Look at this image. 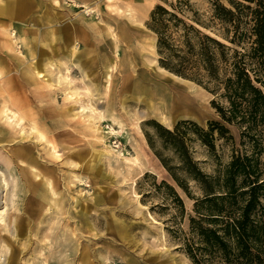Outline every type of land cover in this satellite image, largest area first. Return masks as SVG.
<instances>
[{"label": "rangeland", "instance_id": "rangeland-1", "mask_svg": "<svg viewBox=\"0 0 264 264\" xmlns=\"http://www.w3.org/2000/svg\"><path fill=\"white\" fill-rule=\"evenodd\" d=\"M178 1L187 6L184 19L207 21L214 5L231 8L227 0H0V171L7 183L0 264H256L253 244L240 253L230 244L226 255L204 247L199 229L221 234L224 221L195 206L199 182L179 170L157 132L181 121L225 127L212 150L189 144L198 170L211 177L233 155L250 154L213 107L222 99L159 62L150 13ZM160 91L185 94L192 104L158 112L150 95ZM154 151L177 167L188 194ZM257 158L263 178L264 150ZM263 193L250 214L263 224L262 249ZM243 198L222 215H237Z\"/></svg>", "mask_w": 264, "mask_h": 264}, {"label": "trees", "instance_id": "trees-1", "mask_svg": "<svg viewBox=\"0 0 264 264\" xmlns=\"http://www.w3.org/2000/svg\"><path fill=\"white\" fill-rule=\"evenodd\" d=\"M227 1L231 8L214 5L207 21L196 14L184 19L180 13L187 6L180 1L170 9L158 5L150 13L147 26L156 35L161 66L204 85L222 99V104L213 102V107L223 121L237 127L240 143L249 146L250 154L233 155L218 175L211 177L198 170L189 144L197 140L212 150L215 132L223 137L228 133L225 127L214 122L204 129L196 123L181 121L171 129L158 125L157 132L164 146L180 160L179 170L199 182L202 197L196 199L195 206L207 205L209 216L215 217L213 222L224 221L221 234L214 229H199L204 247L226 255L230 244L235 245L238 253L249 252L253 244L257 251L253 260L264 264V249L258 243L263 224L252 222L250 217L259 204L260 191L264 190L257 158L264 150V0ZM147 140L150 141L148 136ZM154 153L176 185L188 194L183 180L177 176V167L169 165V159L158 151ZM237 197H244V203L233 211L237 215H222L227 212L225 206L235 205ZM190 221L195 222L192 218Z\"/></svg>", "mask_w": 264, "mask_h": 264}, {"label": "bare ground", "instance_id": "bare-ground-1", "mask_svg": "<svg viewBox=\"0 0 264 264\" xmlns=\"http://www.w3.org/2000/svg\"><path fill=\"white\" fill-rule=\"evenodd\" d=\"M4 27V26H3ZM2 27V29H3ZM3 37L5 42L10 43V39H9V35L7 33V31H3L2 32ZM1 38V36H0ZM33 72V71H32ZM35 74V73H33ZM37 75V73H36ZM38 75L40 76V73H38ZM42 77V76H40ZM39 77V78H40ZM65 78V77H64ZM67 78V77H66ZM65 78V79H66ZM63 80V78H62ZM66 81V80H64ZM45 82V81H44ZM69 82V81H68ZM50 83V82H49ZM46 84V83H45ZM69 84V83H68ZM49 85V84H48ZM158 87V86H157ZM149 90V89H148ZM86 91V89H85ZM148 93V92H147ZM72 94V93H71ZM149 94V93H148ZM71 96V95H70ZM153 96V98L155 97L154 101H156V106H157V110L158 112L164 113V114H175V113H181L184 110H187L190 107L191 103V99L189 98V96L187 95H176V93H166V91H160L158 92V94L156 95H150ZM149 98V97H148ZM83 116V115H82ZM41 135V134H40ZM39 135V136H40ZM41 137V136H40ZM4 173L0 171V224H3L4 221V214L7 210V205L5 204V202H3L1 200V198L3 197V191L4 188L6 187L7 183L5 182L6 179L4 178ZM2 226V225H1ZM6 229V228H5ZM15 230V229H14ZM13 230V231H14ZM14 235V234H13ZM4 237V236H3ZM2 241V240H1ZM12 253L9 254V258L11 257ZM8 258V259H9ZM7 259V260H8ZM4 264H10L8 261L7 262H3Z\"/></svg>", "mask_w": 264, "mask_h": 264}, {"label": "crops", "instance_id": "crops-1", "mask_svg": "<svg viewBox=\"0 0 264 264\" xmlns=\"http://www.w3.org/2000/svg\"><path fill=\"white\" fill-rule=\"evenodd\" d=\"M2 171V170H1Z\"/></svg>", "mask_w": 264, "mask_h": 264}]
</instances>
